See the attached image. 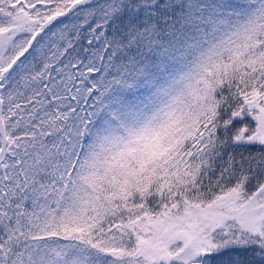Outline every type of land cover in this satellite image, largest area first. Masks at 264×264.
I'll return each instance as SVG.
<instances>
[{
	"label": "snow or ice",
	"instance_id": "6c2138e0",
	"mask_svg": "<svg viewBox=\"0 0 264 264\" xmlns=\"http://www.w3.org/2000/svg\"><path fill=\"white\" fill-rule=\"evenodd\" d=\"M0 264H264V0H0Z\"/></svg>",
	"mask_w": 264,
	"mask_h": 264
}]
</instances>
